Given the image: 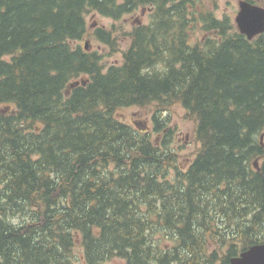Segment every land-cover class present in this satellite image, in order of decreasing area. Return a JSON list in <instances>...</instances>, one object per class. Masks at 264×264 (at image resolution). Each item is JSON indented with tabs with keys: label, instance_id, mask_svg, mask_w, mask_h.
Masks as SVG:
<instances>
[{
	"label": "trees",
	"instance_id": "1",
	"mask_svg": "<svg viewBox=\"0 0 264 264\" xmlns=\"http://www.w3.org/2000/svg\"><path fill=\"white\" fill-rule=\"evenodd\" d=\"M200 2L0 0V264H229L264 242V33ZM146 8L120 63L80 44L88 13ZM197 19L209 37L191 45ZM92 34L117 51L114 28ZM175 105L195 121L186 163Z\"/></svg>",
	"mask_w": 264,
	"mask_h": 264
},
{
	"label": "rangeland",
	"instance_id": "2",
	"mask_svg": "<svg viewBox=\"0 0 264 264\" xmlns=\"http://www.w3.org/2000/svg\"><path fill=\"white\" fill-rule=\"evenodd\" d=\"M239 0H201L199 7L203 12H210L215 19L222 20L228 16L231 24H234V17L238 10ZM140 12L145 13L144 10H137L134 13L123 16L119 20H113L107 17H103L97 13H88L85 15V21L88 28L86 37L81 40L80 44L87 43L88 52H97L102 57V64L104 68L109 65L118 64L121 61L122 54L128 46V40L122 36L123 33L131 31L134 26L138 25L136 19L140 18ZM149 14H146V18L141 19V24L149 23ZM194 25L190 27V44L195 45L198 42H203L206 37H209V33H205L200 20H196ZM95 24L98 27L105 29H113L114 33L118 37L117 51L112 52L109 48H106L103 44L98 42L93 34L92 25ZM235 26V25H234ZM72 45H76L73 43ZM118 119L126 123H141L153 128V124L150 119V109L138 108V107H126L118 112L116 115ZM168 129L171 130V145L178 154V161L183 163L188 162L194 156L195 151L198 149L199 144L196 143L194 137L195 121L186 117V111L178 105L173 106L170 109L169 114L165 115ZM76 253H80V250H76ZM106 264H123L120 259L113 258Z\"/></svg>",
	"mask_w": 264,
	"mask_h": 264
},
{
	"label": "water",
	"instance_id": "3",
	"mask_svg": "<svg viewBox=\"0 0 264 264\" xmlns=\"http://www.w3.org/2000/svg\"><path fill=\"white\" fill-rule=\"evenodd\" d=\"M238 6L239 10L234 18V22L239 33L246 36L248 40L263 33L264 9L246 1H239ZM87 47V43H85V49H87ZM75 85H77V83ZM263 136L264 132L260 137L261 140ZM256 165L255 161L254 166L256 167ZM229 264H264V242L250 246L239 255L232 257L229 260Z\"/></svg>",
	"mask_w": 264,
	"mask_h": 264
},
{
	"label": "flooded vegetation",
	"instance_id": "4",
	"mask_svg": "<svg viewBox=\"0 0 264 264\" xmlns=\"http://www.w3.org/2000/svg\"><path fill=\"white\" fill-rule=\"evenodd\" d=\"M239 1H246V2H248L250 4H252V5H256V6H259V7H261V8L264 9V0H239ZM143 10L145 11V13L140 12V15H141L140 18L136 19V22H137L138 25H140L142 23L141 22V19L146 18V14L148 12H150L148 8L143 9ZM92 27L94 29H96L97 28V25L93 24Z\"/></svg>",
	"mask_w": 264,
	"mask_h": 264
}]
</instances>
